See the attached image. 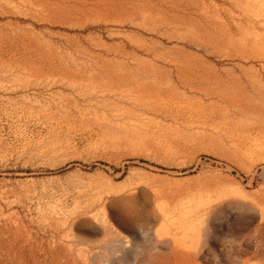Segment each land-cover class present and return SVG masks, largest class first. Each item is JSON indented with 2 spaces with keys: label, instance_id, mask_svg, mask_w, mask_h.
Segmentation results:
<instances>
[{
  "label": "rangeland",
  "instance_id": "rangeland-1",
  "mask_svg": "<svg viewBox=\"0 0 264 264\" xmlns=\"http://www.w3.org/2000/svg\"><path fill=\"white\" fill-rule=\"evenodd\" d=\"M0 264H264V0H0Z\"/></svg>",
  "mask_w": 264,
  "mask_h": 264
}]
</instances>
